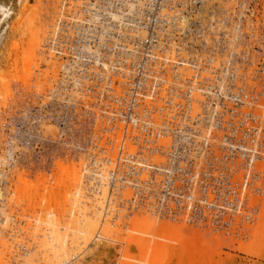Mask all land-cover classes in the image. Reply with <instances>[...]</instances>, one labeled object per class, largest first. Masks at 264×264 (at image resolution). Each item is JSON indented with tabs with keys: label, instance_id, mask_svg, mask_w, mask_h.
I'll use <instances>...</instances> for the list:
<instances>
[{
	"label": "built area",
	"instance_id": "1",
	"mask_svg": "<svg viewBox=\"0 0 264 264\" xmlns=\"http://www.w3.org/2000/svg\"><path fill=\"white\" fill-rule=\"evenodd\" d=\"M61 2L44 43L58 79L0 123V233H24L32 216L14 170L48 176L66 153L83 160L89 194L106 189L113 221L145 211L220 233L252 225L264 0Z\"/></svg>",
	"mask_w": 264,
	"mask_h": 264
},
{
	"label": "bare ground",
	"instance_id": "2",
	"mask_svg": "<svg viewBox=\"0 0 264 264\" xmlns=\"http://www.w3.org/2000/svg\"><path fill=\"white\" fill-rule=\"evenodd\" d=\"M42 1L44 0H33L34 3H29L28 0H16L17 6L15 7L19 8V18L14 27L8 30L10 26L7 22L13 16L14 10H12L10 5H6L0 0V99L6 98L8 100L10 96L21 101L22 97L20 99V96H23V94L25 96V92L26 94L28 92L34 94L37 97L41 96L40 92L42 91L38 92L35 87L39 90L40 82L45 78H51L52 73L47 72V75L43 77L40 75L36 76V72H34L40 69V64L43 60L42 56H44L40 53L44 44L42 34L46 33L47 26L54 21V19L53 21L50 20L54 15L51 13V6L53 5V8L56 7V2H58L47 0L46 11ZM27 19L30 23H33L25 32V34L31 33L28 38L29 50L22 58H14V53L24 44L22 36L17 40L19 37L14 35V33L17 32L18 26H21ZM39 19H42L44 24L37 28L36 23ZM2 26L3 29L1 28ZM4 66H6L5 69L3 68ZM33 79H36L37 82H34ZM13 85L16 87L13 88ZM60 157L55 160L57 168L53 172L49 170L48 176L42 172L32 177L29 172L18 170L22 176V179L18 181L21 189L20 196L27 201L26 206L33 204L35 201L36 191L32 190L35 183L40 184L44 189H54L58 192L68 189V198H71L76 203L74 207L76 219L68 226L69 230L58 233L59 229H52V233H49L50 242H47V244H50L52 249L50 254H47V258L42 260L43 264H67L77 253H87L93 241L100 249L112 248L111 252L114 254L117 249L115 250L113 247L116 248V245L122 241L127 232L126 226H128V222L132 223L133 233L128 238V247L125 248V253L126 255L127 253L130 254L132 264H173V261L177 258L186 259L183 262H179V264H213L216 262L213 261L215 248L212 247L213 244L210 240L207 242H196L192 241V239H181V235L178 233H180L182 227H172L167 222L159 223L149 217V215L152 217L153 213L146 214L140 211L130 221L126 217L128 213L124 211L122 213L123 217L119 215L117 218L119 223H117L118 221H113L110 212H105L104 210L107 200L106 189L92 194L87 192L85 181L83 180V160H81L79 155L66 153L64 157ZM260 205L264 208V200ZM109 206L111 207L112 204L110 203ZM262 215L263 227L248 228V231L264 233V212ZM157 223L160 225V230L155 232L154 228ZM50 225H57L58 228L62 227V224L57 223ZM115 227L118 228L116 229ZM0 234H3L0 237L1 239L3 238L0 247H4V254L0 256V264H42L31 257L25 260L17 257L16 253L13 255H11V252L8 253L14 243L27 248L31 244L27 239L29 238V241L30 239L31 242L33 241L32 233ZM12 236L19 238H12ZM10 240L15 241L11 242ZM173 241L176 242L175 245ZM227 245L231 246L229 243Z\"/></svg>",
	"mask_w": 264,
	"mask_h": 264
},
{
	"label": "rangeland",
	"instance_id": "3",
	"mask_svg": "<svg viewBox=\"0 0 264 264\" xmlns=\"http://www.w3.org/2000/svg\"><path fill=\"white\" fill-rule=\"evenodd\" d=\"M6 5H10L12 7V10H14L13 16L10 17L7 24L10 26L8 30H11L14 27V24L16 23L17 19L19 18L18 14V7L16 0H2ZM50 1V0H48ZM56 7H52V12L54 15L50 18V20L54 21L51 23V25H48V29L46 30V33L42 34V40L43 43H45V39L50 34V32L53 30L56 19L61 18L62 12V0H55ZM30 3H34L33 0H28ZM16 3V4H15ZM43 6L45 10L47 11V0L42 1ZM55 6V5H54ZM16 13V14H15ZM33 23H30L27 19L21 26H18L17 32L14 33L17 37H19L17 40L20 39L22 36L24 44H22L18 51H16L13 55V57H19L22 58L23 55L29 50V37L31 36V33L25 34L26 30L31 27ZM35 24V23H34ZM44 24L42 23V19H39L37 21L36 26L37 28H40V26ZM4 26V25H3ZM3 26L1 27L3 29ZM9 32V31H8ZM43 49V50H42ZM42 49L40 50V53H42V63L40 64V69L35 70L36 76H46L47 72L51 74V78L47 79L45 78L40 82L41 86L38 90L37 87H35V90L40 92V94H43V91L45 88L49 87L53 82H55L58 79V75L60 73L61 65L55 60L52 59V55L47 52V50L44 47V44L42 46ZM42 51V52H41ZM4 69L6 66L3 67ZM21 75V73H20ZM57 76V77H56ZM39 78V77H38ZM54 78V79H53ZM34 82H37L36 79H33ZM33 82V83H34ZM17 85V84H15ZM13 85L12 87L15 88L16 86ZM34 86V85H33ZM33 86H31L32 89ZM37 88V89H36ZM28 91V89H26ZM39 94V95H40ZM22 97V99H21ZM37 97L34 94H31L28 92L25 96H20L21 101H18V98L8 97V100L6 98L0 99V123L3 119L11 116L13 112L19 108V106L23 105L27 99L29 98H35ZM6 108V109H5ZM46 132L50 134L51 136L55 135V129L53 127L47 126L45 128ZM2 138L0 134V139ZM56 161L54 160L52 162V166L49 168L50 171H54L56 167ZM51 172V175L53 176ZM30 174V173H29ZM15 177V181L13 185H16V189L14 191L15 196L20 199L21 201H25V211L30 216L31 220L26 219L25 223V229L24 233H32L33 241L31 242L27 239L28 242L31 244L27 248H23L20 245H17L14 243L13 247L10 249L11 251H8V253L11 252V255L14 253L17 254V257H21L20 259L27 260L28 258H34L40 261L42 263V260H45L47 258V254H50V250L52 247H50V244L48 245L47 242H50V234L52 233V229H59L57 232H64L68 231V226L74 222L76 219V211H74V207L76 203L73 202L71 198H68L67 193L69 192L68 189L61 190L60 192L55 191L54 189H44L40 184L35 183L33 184L32 190L36 191L35 194V201L33 204L27 205V201L23 199V197L20 196L21 189L19 188L18 181L22 179L21 173L18 172V170H14L13 175ZM264 193V192H263ZM18 195V196H17ZM264 200V194L262 198L260 199V203ZM9 204V203H8ZM140 212V211H139ZM139 212L133 213L132 215H126L127 218L130 219V221L135 218ZM145 212V211H144ZM263 212L264 208L260 205V214L256 221L252 223V225L245 224L243 226V231L241 233H220V232H213L210 229H204V228H196L194 226L187 225L184 222L180 221H173L171 218L164 217V216H157L155 214H152V217L149 215V217L153 220H157V222H167L172 227H182V230L180 231L181 239L187 240L192 239V241L201 242V241H208L210 240L213 244L212 247L215 248L213 261L215 263L213 264H264V233H252L251 231H248V228H257V227H263ZM33 213V214H31ZM146 214H149L148 212H145ZM262 215V216H261ZM126 218V219H127ZM126 219H124L126 221ZM52 223L62 224L61 228H58L57 225H50ZM119 223V221L117 222ZM157 223L154 230L155 232H158L160 230V225ZM128 224V226H126ZM125 226L127 228V232L125 236L122 238V241L116 245L117 247L113 249H117L116 253L113 254L111 252L112 248H105L100 249L98 246H96L95 241L92 242V244L89 246V249L87 253H77L72 257V259L67 264H132V258L130 257V254L125 253V248L128 247L127 241L130 235L133 233V227L131 226V222L127 223ZM119 226V225H117ZM116 229L118 227H115ZM3 234H0V237ZM14 236H12L13 238ZM26 237V236H24ZM19 238V237H14ZM3 239V238H2ZM2 239L0 238V244L2 243ZM19 240V239H15ZM14 240V241H15ZM11 242L13 240H10ZM13 241V242H14ZM10 242V244H11ZM174 245L176 244L175 241H173ZM227 243L231 244V246H228ZM120 248V249H119ZM8 249V248H7ZM204 250H206L204 248ZM96 253V254H95ZM206 253V251H205ZM4 254V247H0V256ZM129 255V257H128ZM50 256V255H49ZM186 260V259H185ZM184 259H176L173 261V264H179V262L185 261ZM43 264V263H42ZM185 264V263H181Z\"/></svg>",
	"mask_w": 264,
	"mask_h": 264
}]
</instances>
